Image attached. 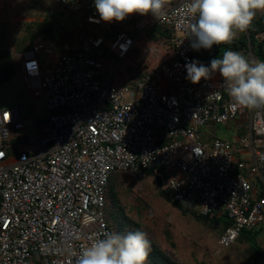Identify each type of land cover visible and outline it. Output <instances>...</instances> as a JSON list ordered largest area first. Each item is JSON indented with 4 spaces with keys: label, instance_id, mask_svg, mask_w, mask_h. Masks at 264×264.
<instances>
[{
    "label": "built area",
    "instance_id": "built-area-1",
    "mask_svg": "<svg viewBox=\"0 0 264 264\" xmlns=\"http://www.w3.org/2000/svg\"><path fill=\"white\" fill-rule=\"evenodd\" d=\"M50 1L82 13L85 26L104 22L94 0ZM185 3L171 0L157 17L133 13L109 41L103 29L89 35L84 27L77 46L51 40L12 52L24 88L43 98L50 129L36 150H13L14 137L25 133L23 118L15 107L0 110V264H75L83 249L113 232L110 178L137 182L154 166L175 169L162 185L173 200L228 215L220 249L264 220V109L236 105L222 76L197 84L185 78L197 52ZM155 24L167 37H147ZM104 44L117 59L111 67L99 56ZM55 51L56 62L45 66L43 57ZM246 57L264 60L250 49ZM235 121L239 129L229 138L205 135Z\"/></svg>",
    "mask_w": 264,
    "mask_h": 264
},
{
    "label": "rangeland",
    "instance_id": "rangeland-1",
    "mask_svg": "<svg viewBox=\"0 0 264 264\" xmlns=\"http://www.w3.org/2000/svg\"><path fill=\"white\" fill-rule=\"evenodd\" d=\"M53 5L61 6L50 0H41L39 3L34 0H0L2 42L6 44L12 37L23 49L29 47L24 46L29 40V44L39 42L50 44L52 35H45L42 32L47 15L56 17L63 24L66 22L65 14L51 9ZM111 54L101 56L107 67L117 62ZM48 61V57H45V63ZM126 66V63H122L121 70H125ZM12 106L17 107L21 117L27 119L26 133L14 137L12 141L14 146L12 145L11 149L16 151L23 149L28 152L36 150L38 139L46 136L49 129L45 123L48 112L43 98L37 97L31 101L23 87L11 91L9 85L3 84L0 86V108ZM35 113L39 115L38 121L33 118ZM217 129V135L221 138H229L233 134L223 133V130H226L223 124H218ZM173 172L175 169L162 168L165 178ZM112 182L119 205L123 207L126 216L138 222L147 238L180 264H246L245 257L236 248L239 243H233L223 249L218 248L216 245L218 231L213 230L208 224L195 221L191 216L181 214L157 194L156 186L148 176L144 181L132 182L126 175L120 174L114 176ZM193 204L198 211V204L196 202ZM261 264H264V261Z\"/></svg>",
    "mask_w": 264,
    "mask_h": 264
},
{
    "label": "clouds",
    "instance_id": "clouds-1",
    "mask_svg": "<svg viewBox=\"0 0 264 264\" xmlns=\"http://www.w3.org/2000/svg\"><path fill=\"white\" fill-rule=\"evenodd\" d=\"M100 19L123 21L129 14L151 13L157 17L164 0H94ZM264 0H186L184 13L190 24V47L199 51L229 43L237 31L245 32ZM186 79L197 84L218 71L233 102L248 109H264V60L249 61L231 48L208 64L193 60L186 63ZM151 241L137 229L126 233L110 232L83 249L75 264H147Z\"/></svg>",
    "mask_w": 264,
    "mask_h": 264
},
{
    "label": "trees",
    "instance_id": "trees-1",
    "mask_svg": "<svg viewBox=\"0 0 264 264\" xmlns=\"http://www.w3.org/2000/svg\"><path fill=\"white\" fill-rule=\"evenodd\" d=\"M41 0H34V2L39 3ZM49 22V23H48ZM53 22L48 18H45L43 23L42 32L45 35H51ZM103 24H91L85 26V32L89 35L97 34L100 29H103L107 41L112 39L115 34L119 31H107ZM264 32V10L261 14L254 17L250 27L247 29V35L242 39H232L229 43L222 45H213L209 53L206 51L203 53L204 56L200 59V62L208 64L212 58L221 56L220 50H227L229 48L234 49L243 53L247 56V51L250 49L252 53L258 58H264V40L262 39V33ZM129 34L133 36L135 31H130ZM146 35L152 41H159L167 37L168 30L160 25H152L146 30ZM30 36V35H29ZM30 38V37H29ZM31 39V38H30ZM111 54L107 46L104 44L101 46V52L99 56ZM112 55V54H111ZM116 59L115 55H112ZM14 64L10 53L7 50H0V84L6 81L14 73ZM162 166H154L145 171V174L138 181H144V178L148 176L151 178L156 186L157 194L162 197L166 202L175 207L183 215L191 216L195 221L208 224L215 231H218L217 239L224 232V229L231 223V219L225 212L219 210L211 211L206 214H202L197 211L194 202H188L185 200H173L170 197V192L168 189H164L162 185L166 178L162 173ZM120 174H114L109 181L108 189L106 191V214L107 220L111 229L115 232L126 233L129 231H135L140 229V224L133 219L126 216L123 211V207L119 205L117 192L115 185L112 182L114 176ZM109 201V202H108ZM109 204V205H108ZM223 218V219H222ZM226 219V220H224ZM141 230V229H140ZM258 229H241L237 239L233 243H239L236 246L237 250L245 257L246 264H258L264 258V249L257 243V236L259 235ZM216 239V240H217ZM150 240V239H149ZM151 241V240H150ZM232 243V244H233ZM229 247V246H228ZM235 248V249H236ZM243 257V258H244ZM147 264H180L168 254L164 253L155 242L151 241V250L148 257Z\"/></svg>",
    "mask_w": 264,
    "mask_h": 264
},
{
    "label": "crops",
    "instance_id": "crops-1",
    "mask_svg": "<svg viewBox=\"0 0 264 264\" xmlns=\"http://www.w3.org/2000/svg\"><path fill=\"white\" fill-rule=\"evenodd\" d=\"M169 2H171V0H164V5L168 4ZM44 3H46V2L44 1ZM51 9L58 10V12H60V13H64L65 18H66V22L63 24L61 22V20L57 19L56 17L51 16V15H47L48 16L47 18L51 22H53V24H52L53 28H52V33H51L52 36H50L51 37L50 39L55 40L57 42L68 41L72 46H77L79 44L81 34L84 31V27L86 24L84 15L82 13L81 14H79V13H68L61 6L56 7L53 5L51 7ZM262 11L263 10H257L256 14L259 16ZM132 21H133V13L129 14L123 21H115V20H113L111 22H105L104 21L103 26H105L104 30L107 29V31L108 30L109 31H118V30H121L123 28H128ZM26 34L29 36L28 33H26ZM246 35H247V30L245 32L237 31V35L233 39H242ZM0 37H1L0 38V50H7L10 53L11 58H12V52H18V51L26 50V49L21 48L18 45V43L15 41V38L10 37V40H8V42L5 44V42H2V40H1L2 39L1 34H0ZM29 42H30V40H29ZM29 42H28V44H24V46L29 45L28 48H30L32 45H34L31 43L29 44ZM205 51L207 53H209V50H205V49H201L195 53L196 61H200V59L204 56L203 53ZM219 52L222 55L223 50H220ZM58 56H59V51L52 52L51 54L46 56L49 59V61L47 63H45V57H43V60H42L43 64L45 66L53 65L56 62ZM13 64H14V62H13ZM14 70H15V64H14ZM209 77L218 81L221 78V75L219 74L218 71H216V72L211 73ZM3 84L9 85L11 91L15 90L18 87L21 89H22V87L24 88L20 78L15 74V71L12 74V76H10L6 81L1 83L0 86ZM24 90H25L26 95L29 96L31 101H33L37 98V97L32 98L25 88H24ZM38 97H42V96H38ZM12 107H14V106H12ZM15 108H17V107H15ZM2 109H5V108L4 107L0 108V110H2ZM22 118H23V123H24V127H25V120L27 118L24 116H22ZM38 118H39V115H38ZM239 122L235 121L233 125L225 126L226 130H223L224 131L223 133L229 134L230 132H235L236 130L238 131V129H239L238 123ZM46 124H48V123H46ZM48 128L50 129L49 124H48ZM49 129H48V131H49ZM24 132L26 133L25 128H24ZM217 133H218V129L216 127L212 133H207V134L205 133V135L212 136L214 134V135L218 136ZM255 228L260 230L259 235L257 236V243L264 249V220L259 222V224ZM263 261H264V258L258 264H261Z\"/></svg>",
    "mask_w": 264,
    "mask_h": 264
},
{
    "label": "water",
    "instance_id": "water-1",
    "mask_svg": "<svg viewBox=\"0 0 264 264\" xmlns=\"http://www.w3.org/2000/svg\"><path fill=\"white\" fill-rule=\"evenodd\" d=\"M46 123H48V120L46 121Z\"/></svg>",
    "mask_w": 264,
    "mask_h": 264
}]
</instances>
